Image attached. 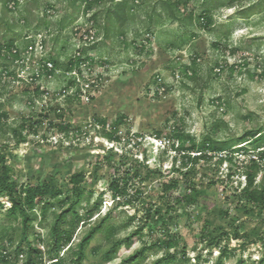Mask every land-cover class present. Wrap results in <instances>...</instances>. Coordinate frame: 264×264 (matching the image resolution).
Returning <instances> with one entry per match:
<instances>
[{"label": "rangeland", "instance_id": "1", "mask_svg": "<svg viewBox=\"0 0 264 264\" xmlns=\"http://www.w3.org/2000/svg\"><path fill=\"white\" fill-rule=\"evenodd\" d=\"M15 1L0 0V41L15 40L20 50L19 57L0 52V107L8 113L0 172L8 168L19 189L50 183L52 206L45 217L37 207L30 231L43 250L40 262L49 264L56 214L73 203L83 214L100 206L75 230L73 250L109 214L82 264H155L165 255L173 258L162 264H218L224 247V264H264V206L238 197L250 161L264 166V144H240L233 162L219 160L227 152L187 165L181 158L185 147L193 155L207 151L208 136L225 140L264 128V0L190 1L196 14L210 9L214 23L205 28L169 19L162 0H130L123 26L108 11L118 0L92 9L87 0H18L16 9ZM184 33L196 36L183 41ZM82 47L88 56L65 68ZM10 206L5 191L0 252L11 264H27L26 253L15 256L22 224L8 216ZM68 246L54 257L75 264Z\"/></svg>", "mask_w": 264, "mask_h": 264}, {"label": "trees", "instance_id": "2", "mask_svg": "<svg viewBox=\"0 0 264 264\" xmlns=\"http://www.w3.org/2000/svg\"><path fill=\"white\" fill-rule=\"evenodd\" d=\"M73 3H77L78 0H72ZM88 9H92L93 5L100 0L90 1L87 0ZM114 1V0H113ZM192 0H162V7L163 10L166 12L167 16L171 20L175 21H182L186 22L188 25L193 24H199L201 27H210L213 25V16L210 12L209 8H205L202 10L201 13L196 14V12L193 9L188 8L189 3ZM235 0H231L230 3H233ZM138 2V0H136ZM208 2H205L207 4ZM232 5V4H231ZM21 6L20 1H15L14 8H19ZM131 1L130 0H118L117 2H113L112 6L108 9L109 15L112 11H115L117 21L120 22L121 26L125 25L126 21L130 18V11H131ZM21 21H26L25 18H22ZM67 21V19L63 20L61 23V27L64 26V23ZM196 36V33H184L183 35V41H188L191 39V37L194 38ZM192 38V39H193ZM15 40H10L8 44H4L0 41V52L3 50H7L8 52L14 54V56L19 57L20 56V50L15 49ZM78 55H76L74 58H71L70 64H66L65 68H68L70 66H73L74 63L80 62L84 56H88L87 54V48L82 47L77 50ZM76 53V54H77ZM91 57V55H89ZM54 62V68L58 69L61 67V61L58 57H53ZM69 65V66H68ZM197 65L196 61L192 62L191 68L193 69V72L191 74V77H194L197 75V72L195 71V66ZM188 75V73H186ZM71 99V98H69ZM7 117L8 113L5 111H2L0 107V129L3 128V126L7 125ZM123 117V116H122ZM119 119V122H122L123 118ZM104 127L108 123V119H101ZM219 125H216V128L218 129ZM14 132L19 137L20 141H25V137L23 136L22 132H20L19 128H14ZM108 138L114 139L113 134L107 133L106 134ZM178 140L179 141H185V134L179 133L178 134ZM255 143L256 145L264 144V128H259L256 130H250L246 132L244 135L240 137H232L227 138L225 140H216L212 136L206 137L202 143L205 145V147L208 149L207 151H201L198 155H193L189 150H185V147L182 151L183 154H181V158L183 161V165H187L188 163L186 160L192 159L193 162L199 161V160H210L211 156L207 154V152H212L214 154H219L222 152H227L226 155L219 157L220 161H223L224 159L229 160L233 162V153H236L242 149L243 146H239L242 143ZM198 144L194 143L192 147L195 149L197 148ZM264 147V146H263ZM171 148H173L171 146ZM170 148V150H171ZM169 150V149H168ZM262 151V152H261ZM261 158L264 160V148L261 150ZM231 155V156H229ZM5 162V157L0 155V162ZM177 171H180V168L177 169ZM262 173L263 179L258 180V175L260 172ZM244 175L246 178V183L244 187L241 189L239 194V200L245 201L248 205L252 206H264V166L257 160L252 159L248 166H246ZM232 175V172H229V176ZM76 184L80 183L81 178L75 177L73 179ZM178 184L174 183L172 185L166 184V187L168 189H172L174 187H177ZM114 188L116 189L115 193L118 195L119 185H115ZM7 192V194L10 197L11 206L8 208V216H12L14 218L21 219L22 224V231H21V239L20 244L18 247V250H16V255H20V251L22 253H26L27 255V264H42L40 262L39 258L42 259L43 250L41 248V245L39 244L38 240L37 243L35 240L31 239V229L33 228V223L36 219V211L37 207L39 205L42 206L41 208V215L44 217L46 216L48 210L51 208L52 204L47 200L48 194L51 192L52 189L50 187V183L45 182L42 185H31L24 188L19 189L17 186H15L11 182V177L9 174V170L6 167H3L2 172H0V196L2 193ZM53 195H56L54 193ZM81 196V194H80ZM90 201V200H88ZM124 202L118 200V203L116 207L123 206ZM100 212V206H96V208H92L86 212V214H83L80 212L76 204H70L69 206L61 208V211L56 214L55 222L51 229V240L49 241L50 245V256H49V264H65L64 258L58 256L54 257V252H56L58 255L62 248L65 246H68L67 251L73 250V238L75 230L78 228L81 222H83V225L86 223H90L92 218L97 215ZM109 214H107L104 217V220L101 221V223L97 226H93L89 229V231L85 234V236L81 239V241L78 243L77 248L73 251H75V254L77 255V258L73 261L75 264H82L83 260L86 257V252L88 245L90 244L93 237L96 235V233L101 230V225L105 221V219H108ZM141 227L132 234L133 236H130L129 239L134 237L136 234L140 233ZM4 233V230H0V239ZM40 237V236H39ZM11 241V238H10ZM27 244L26 249H21L20 247L24 244ZM117 243L114 245V249L117 247ZM0 247H5L4 243H0ZM169 247H174V244H169ZM113 249V250H114ZM227 247L222 248L221 254L218 258V264H224L223 258L227 253ZM2 255V261L5 264H11V261L9 258L7 259L8 255H4L2 252H0ZM11 256V254H10ZM139 257V255H135L132 260H135ZM173 258V256L167 257L166 255L162 258L158 259L155 264H162L164 262H170V260ZM124 264V263H123ZM199 264V263H196ZM236 264H245V260L243 258H240Z\"/></svg>", "mask_w": 264, "mask_h": 264}]
</instances>
